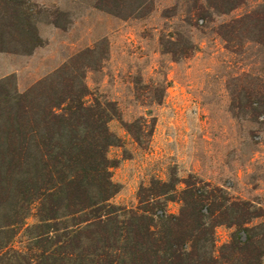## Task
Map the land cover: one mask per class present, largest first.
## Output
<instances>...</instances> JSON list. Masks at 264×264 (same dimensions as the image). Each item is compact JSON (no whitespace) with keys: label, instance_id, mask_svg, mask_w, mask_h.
<instances>
[{"label":"rangeland","instance_id":"rangeland-1","mask_svg":"<svg viewBox=\"0 0 264 264\" xmlns=\"http://www.w3.org/2000/svg\"><path fill=\"white\" fill-rule=\"evenodd\" d=\"M22 1L31 7L40 42L32 48L4 37L1 48L16 51H0V80L12 77L25 92L75 58L92 95L115 102L121 114L109 123L120 139L108 154L119 186L114 205L136 208L142 185L193 175L264 209L260 25H242L228 41L221 32L223 25L259 11L264 0H244L231 11L227 0H121L113 12L96 0ZM192 46L189 55L179 54ZM90 48L91 56H79ZM140 118L147 130L156 120L144 146L124 126ZM180 207L170 201L166 211L177 214ZM37 222L32 208L11 246L26 250V229ZM233 230L217 227V249Z\"/></svg>","mask_w":264,"mask_h":264},{"label":"trees","instance_id":"trees-1","mask_svg":"<svg viewBox=\"0 0 264 264\" xmlns=\"http://www.w3.org/2000/svg\"><path fill=\"white\" fill-rule=\"evenodd\" d=\"M118 1L95 4L113 12ZM243 1L227 0L228 11ZM0 5V45L4 37L39 45L27 2L0 0ZM253 21L260 25L257 41L264 44V7L223 25L222 35L228 41L236 28ZM0 51L16 50L0 46ZM75 61L25 92L12 77L0 80V264H264V209L196 176L151 180L139 188L136 208L111 202L119 186L108 154L120 139L109 123L121 114L115 102L92 95ZM142 120L124 126L144 146L156 120L148 130ZM170 201L181 203L177 214L167 213ZM32 208L38 222L26 229L27 249L14 248L13 238ZM219 226L234 230L217 249Z\"/></svg>","mask_w":264,"mask_h":264}]
</instances>
